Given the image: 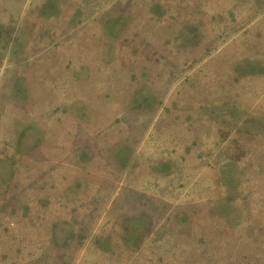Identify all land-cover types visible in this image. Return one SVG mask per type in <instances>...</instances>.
I'll list each match as a JSON object with an SVG mask.
<instances>
[{
    "label": "rangeland",
    "instance_id": "1",
    "mask_svg": "<svg viewBox=\"0 0 264 264\" xmlns=\"http://www.w3.org/2000/svg\"><path fill=\"white\" fill-rule=\"evenodd\" d=\"M0 264H264V0H0Z\"/></svg>",
    "mask_w": 264,
    "mask_h": 264
}]
</instances>
